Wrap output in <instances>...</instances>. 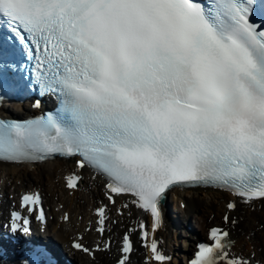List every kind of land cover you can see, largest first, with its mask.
I'll list each match as a JSON object with an SVG mask.
<instances>
[{
  "label": "snow or ice",
  "instance_id": "snow-or-ice-1",
  "mask_svg": "<svg viewBox=\"0 0 264 264\" xmlns=\"http://www.w3.org/2000/svg\"><path fill=\"white\" fill-rule=\"evenodd\" d=\"M0 24V85L20 72L23 90L57 104L0 119V163L59 158L103 180L106 203L84 228L99 234L95 247L83 234L71 243L93 264L96 253L133 264V233L149 253L143 264H165L152 234L173 187L229 194L222 219L233 229L237 202H264V0H0ZM65 179L74 189L82 177ZM19 206L45 223L38 193ZM133 209L150 231L129 228L113 256L108 212ZM9 226L27 233L29 219L13 210ZM233 247L226 227H210L188 264H252Z\"/></svg>",
  "mask_w": 264,
  "mask_h": 264
},
{
  "label": "bare ground",
  "instance_id": "bare-ground-1",
  "mask_svg": "<svg viewBox=\"0 0 264 264\" xmlns=\"http://www.w3.org/2000/svg\"><path fill=\"white\" fill-rule=\"evenodd\" d=\"M71 169H73L71 161L56 160L40 164L33 170H29L25 166L0 165V193H4L7 197L9 194H13L12 190L40 189L44 193L46 204L50 206V215L54 218L49 230L60 242H65L67 237L73 235V228L80 226L81 221L83 227L85 226L84 223L89 220V209L96 204L97 200L101 199L102 182L97 178L95 180L91 178V183L88 186L69 196L62 188V177ZM175 195L177 196L175 203L177 208L180 203L185 204L183 212L180 209L178 210L181 214V221L185 222L192 219L197 226V236H203V238L207 227L221 224L220 220L226 211L225 202L233 199L227 193L209 189L177 192ZM58 204L63 206L60 213L55 212V207ZM253 206L254 210L250 212L248 207L237 204L233 215L238 223L235 229L229 226L231 239L235 241L232 251L242 255L245 254L247 257L252 251L255 254L252 263L260 261L264 264V230L261 228L264 225V202H254ZM4 207L5 204L1 203L0 210H3ZM66 211L70 215V221L67 224L59 223V217H62V214ZM134 215H136V212L133 211L132 216ZM78 216L82 218L80 222L77 220ZM121 218H125V216ZM117 227L112 228L111 234L113 236L119 232ZM90 236H92L91 232L86 234V238ZM160 236L162 238L169 236L168 224L165 225L164 232ZM179 236L183 237L181 234ZM246 237H248L247 241H245ZM183 242L185 247L181 250L186 254L192 250L194 242L186 238ZM107 258L102 254L96 256L100 264H107Z\"/></svg>",
  "mask_w": 264,
  "mask_h": 264
}]
</instances>
